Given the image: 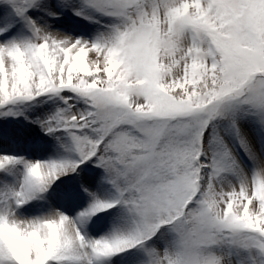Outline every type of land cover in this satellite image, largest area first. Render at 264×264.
Listing matches in <instances>:
<instances>
[{
	"label": "snow or ice",
	"instance_id": "6c2138e0",
	"mask_svg": "<svg viewBox=\"0 0 264 264\" xmlns=\"http://www.w3.org/2000/svg\"><path fill=\"white\" fill-rule=\"evenodd\" d=\"M42 97L0 264H264V0H0V117Z\"/></svg>",
	"mask_w": 264,
	"mask_h": 264
},
{
	"label": "rangeland",
	"instance_id": "374dc122",
	"mask_svg": "<svg viewBox=\"0 0 264 264\" xmlns=\"http://www.w3.org/2000/svg\"><path fill=\"white\" fill-rule=\"evenodd\" d=\"M83 23L87 24L86 21ZM54 108L55 104L52 100L42 97L37 101L18 106L16 110L24 113L19 117H0V153L20 155L29 160L57 159L65 155L60 147V141L53 136L46 135L39 124L33 123L35 120L44 118ZM87 202V197L81 196L74 203L69 214H74L79 207L86 206ZM32 204L39 207L44 204V201H33ZM108 222V218L105 217L98 221L94 227L90 226L89 234H104Z\"/></svg>",
	"mask_w": 264,
	"mask_h": 264
}]
</instances>
